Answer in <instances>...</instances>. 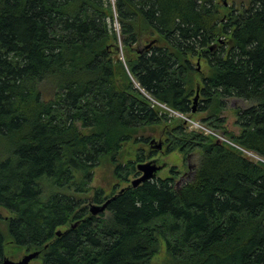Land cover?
<instances>
[{
    "label": "trees",
    "instance_id": "obj_1",
    "mask_svg": "<svg viewBox=\"0 0 264 264\" xmlns=\"http://www.w3.org/2000/svg\"><path fill=\"white\" fill-rule=\"evenodd\" d=\"M223 4L0 0V206L14 213L0 222L18 249L43 264H153L163 246L166 264H264V0ZM177 149L190 171L131 184ZM103 167L109 192L91 185ZM6 240L0 227V262Z\"/></svg>",
    "mask_w": 264,
    "mask_h": 264
},
{
    "label": "rangeland",
    "instance_id": "obj_2",
    "mask_svg": "<svg viewBox=\"0 0 264 264\" xmlns=\"http://www.w3.org/2000/svg\"><path fill=\"white\" fill-rule=\"evenodd\" d=\"M217 1L224 6L234 9V10H243L244 8L248 7L250 5V0H214ZM116 28H118L117 22L115 23ZM121 58H123V55L121 54ZM197 62V61H196ZM198 67V66H197ZM199 69H204L202 64L199 65ZM238 102L237 99L230 100L227 108L222 112V116L226 119V126L230 131H233L237 133L239 131V126L235 123L236 121V113L234 107L237 105ZM172 115L175 116H181L183 117L182 113L170 110ZM194 120H199V116H191ZM188 129L192 130L190 128L188 123ZM158 141L160 139H157ZM128 149L132 148L127 146ZM255 153V152H254ZM256 154V153H255ZM251 158L257 160L258 155L256 154V157H254L251 154H248ZM132 157V156H130ZM196 156L194 154L189 155L187 158L184 157V154L180 150H174L168 154H165L164 151L159 152L155 157L152 159L146 160L147 161H153L158 166H161V169H159L156 172V177L165 178L168 176L173 175L171 169L175 166L181 173H186L192 169V165L195 163ZM260 160H263L260 158ZM142 172H140L141 174ZM136 177H132V180ZM182 178V177H181ZM115 179L112 176V171L108 167H103L102 169H98L97 172L94 174L93 181L91 185L93 186H101L103 187L107 192H109L112 189V184H114ZM126 183H121L117 189L123 188L126 186ZM50 193V188L48 186H45L44 190V198H47ZM89 204H97L101 205L102 203H94L89 202ZM14 215L11 211H8L7 209L0 206V216L2 217H10ZM0 227L5 232V235L7 237V242L5 244V253L7 257L12 258L14 260H19L23 257L24 254L29 253L25 248L18 249L15 244L11 241V238L9 236L8 228L6 225V222L4 219L0 222ZM31 252V251H30ZM168 260V255L165 251L164 246L161 248L160 252L154 257L153 264H166ZM28 264H43V254L38 255L37 257L33 258Z\"/></svg>",
    "mask_w": 264,
    "mask_h": 264
},
{
    "label": "water",
    "instance_id": "obj_3",
    "mask_svg": "<svg viewBox=\"0 0 264 264\" xmlns=\"http://www.w3.org/2000/svg\"><path fill=\"white\" fill-rule=\"evenodd\" d=\"M198 98H199V92H197L195 97H194L193 111H196V103L198 101ZM154 142L156 143L155 146H156L157 149H162L163 148V141L162 140L158 141L156 139H153L151 141V143H154ZM258 158L260 159L261 157L258 156ZM137 168L142 173L132 180L131 184L133 186H137V185L143 183L144 181L152 180L153 178H155L156 177V172L159 169H161V166H158L153 161H147V162H140L137 165ZM108 202H109V200L106 201L105 203L101 204V205L92 204L90 206V212L92 214H99V213L105 211L106 208H107ZM57 234H60V231H57ZM39 254H40V251H38V250L31 251L29 253L24 254L23 257L21 259H19V260H14V259L9 258V257L6 256L0 262V264H28L33 258L37 257Z\"/></svg>",
    "mask_w": 264,
    "mask_h": 264
},
{
    "label": "built area",
    "instance_id": "obj_4",
    "mask_svg": "<svg viewBox=\"0 0 264 264\" xmlns=\"http://www.w3.org/2000/svg\"><path fill=\"white\" fill-rule=\"evenodd\" d=\"M183 114V113H182ZM183 118L189 123L190 128L192 129H199L201 131H203L206 134H211L213 136H215L219 141L225 142V143H229L231 145H236L233 141H231L224 133H222L219 130H214L212 128L207 127L206 125H204L201 121L199 120H194L191 117H188L186 115H182ZM237 146V145H236ZM247 155L251 154L254 157H256V154L253 151L247 150L245 148H241ZM249 156V155H248ZM259 159V158H258Z\"/></svg>",
    "mask_w": 264,
    "mask_h": 264
}]
</instances>
